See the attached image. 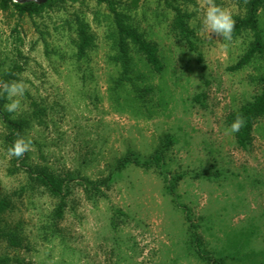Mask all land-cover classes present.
I'll return each mask as SVG.
<instances>
[{"label": "rangeland", "instance_id": "obj_1", "mask_svg": "<svg viewBox=\"0 0 264 264\" xmlns=\"http://www.w3.org/2000/svg\"><path fill=\"white\" fill-rule=\"evenodd\" d=\"M109 1L161 71L130 38L124 62L108 0L0 9V80L28 85L16 114L0 98V264H264V115L245 147L225 134L264 93V56L240 65L249 0H215L236 21L231 41L201 30L206 0ZM256 18L264 45V7ZM6 121L33 140L22 159Z\"/></svg>", "mask_w": 264, "mask_h": 264}, {"label": "trees", "instance_id": "obj_2", "mask_svg": "<svg viewBox=\"0 0 264 264\" xmlns=\"http://www.w3.org/2000/svg\"><path fill=\"white\" fill-rule=\"evenodd\" d=\"M64 1L66 0H48L47 3L38 5L33 2L19 4V3L14 2L13 0H0V9L7 11L10 8H14L16 13L19 15L27 14L29 16H34V15L39 14L43 9L52 7V5H54L55 3L64 2ZM68 1L76 2L79 0H68ZM108 4H109L111 11L114 13L115 17L117 18V25H118V29L120 32V43L119 44H120V48L122 51L121 53H122V58L124 62H126L125 56L127 53L125 52L126 50L125 47L127 43L126 40L130 38L137 45V48L140 51L139 53L143 54L146 61L156 71H161L163 68V64L159 58L158 50L156 46L144 40L142 36L138 34L137 32L131 31L127 29L125 26H123L120 21V14L118 13L119 11L114 8L113 3L110 2L109 0H108ZM136 5H137V2L133 4L134 7ZM262 7H264V0H249L247 17L243 19L237 27L238 29L242 27H248L255 32L254 44L252 45L250 51L245 56V58L242 59V61L240 62V65L248 61L254 54L264 56V45L262 44L261 36L257 30L258 21L256 18L257 11ZM78 22L82 24L80 20H78ZM176 26H178L183 32L185 31L187 32L186 25L180 13H178L176 16ZM79 35L81 37V43L79 45V54L83 55L84 50L89 45V39H90L87 36V33L85 31L83 24L81 28L79 29ZM7 81L10 82V80H7ZM238 114L243 115L246 118V124L243 128H241L239 135H238L239 140H240L239 141L240 145L245 147L250 137V133L253 127V121L257 117L264 115V93L261 96L257 97L252 103L243 107L236 114H234L230 119V123H232L235 120ZM6 124L10 128L13 129L14 133H17V134H19L24 127L23 122L18 123V122L6 121ZM14 140L15 138L11 136L7 138V144L9 145V147L12 146V143L14 142ZM130 159H131L130 156H127L123 162H120L119 167L127 166V163L131 161ZM135 164L137 165L138 162L135 161ZM150 165H151L150 162L145 163V166H150ZM40 180L43 184L47 185L54 194H60L62 192L61 190L62 182L57 183L56 179L53 176H50L47 173L40 174Z\"/></svg>", "mask_w": 264, "mask_h": 264}, {"label": "clouds", "instance_id": "obj_3", "mask_svg": "<svg viewBox=\"0 0 264 264\" xmlns=\"http://www.w3.org/2000/svg\"><path fill=\"white\" fill-rule=\"evenodd\" d=\"M236 21L233 19L232 12L215 0H206V8L204 10L202 20V31L206 32L210 38H222L224 41L233 39V31ZM28 90V85L23 79H14L10 82L0 80V98L5 99L3 109L9 114H16L22 109V99ZM15 119L16 116L11 117ZM246 124V118L243 115H237L235 120L229 127L225 129V134L231 135L237 133ZM33 140L31 136L17 135L12 146L7 149L9 157L22 159L24 155L32 150Z\"/></svg>", "mask_w": 264, "mask_h": 264}, {"label": "water", "instance_id": "obj_4", "mask_svg": "<svg viewBox=\"0 0 264 264\" xmlns=\"http://www.w3.org/2000/svg\"><path fill=\"white\" fill-rule=\"evenodd\" d=\"M13 1L16 3H19V4L33 2V3H36L38 5L45 4L48 2V0H13Z\"/></svg>", "mask_w": 264, "mask_h": 264}]
</instances>
